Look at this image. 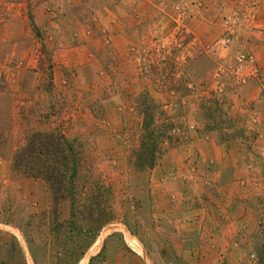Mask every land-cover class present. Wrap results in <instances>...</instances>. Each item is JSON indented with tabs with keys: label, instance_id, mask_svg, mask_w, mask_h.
Masks as SVG:
<instances>
[{
	"label": "rangeland",
	"instance_id": "374dc122",
	"mask_svg": "<svg viewBox=\"0 0 264 264\" xmlns=\"http://www.w3.org/2000/svg\"><path fill=\"white\" fill-rule=\"evenodd\" d=\"M200 1L0 0V264H46L51 221L68 217L11 170L34 133L74 147L76 201L108 192L115 220L76 264H258L264 0ZM236 52L256 79L231 74ZM152 107L172 140L138 169Z\"/></svg>",
	"mask_w": 264,
	"mask_h": 264
},
{
	"label": "trees",
	"instance_id": "16d2710c",
	"mask_svg": "<svg viewBox=\"0 0 264 264\" xmlns=\"http://www.w3.org/2000/svg\"><path fill=\"white\" fill-rule=\"evenodd\" d=\"M154 107L149 109V116L143 118L138 147L134 153V166L149 169L157 160L163 142H171V128L156 126L152 117ZM163 131L158 134L156 131ZM166 133V134H165ZM174 141V140H173ZM74 147L60 140L59 137L34 133L24 142V146L14 153L11 170L25 180L41 181L45 184L52 208H58L63 201H68V217L58 222L51 221L54 240L51 249L43 250L47 255L46 264H76L84 252L91 246L101 228L115 220L108 192L101 185L93 184L83 203L76 201L75 179L80 163ZM94 187V188H93ZM54 215V212H52ZM63 240H67V247ZM258 264H264V250L257 254ZM260 259V260H259Z\"/></svg>",
	"mask_w": 264,
	"mask_h": 264
},
{
	"label": "built area",
	"instance_id": "2783aa9c",
	"mask_svg": "<svg viewBox=\"0 0 264 264\" xmlns=\"http://www.w3.org/2000/svg\"><path fill=\"white\" fill-rule=\"evenodd\" d=\"M231 74L241 84L254 80L259 76L256 58L244 52H236L232 59Z\"/></svg>",
	"mask_w": 264,
	"mask_h": 264
},
{
	"label": "crops",
	"instance_id": "0c3cea01",
	"mask_svg": "<svg viewBox=\"0 0 264 264\" xmlns=\"http://www.w3.org/2000/svg\"><path fill=\"white\" fill-rule=\"evenodd\" d=\"M199 5H201V8H205V7H204V6H205V2H204V0H201ZM184 6H185L186 8L190 7V6L187 4V2H186V4H185ZM211 8H217V7H216V4H215V1H212ZM135 260H136V258H135ZM136 263H138V260H137ZM139 264H141V263H139Z\"/></svg>",
	"mask_w": 264,
	"mask_h": 264
},
{
	"label": "bare ground",
	"instance_id": "6f19581e",
	"mask_svg": "<svg viewBox=\"0 0 264 264\" xmlns=\"http://www.w3.org/2000/svg\"><path fill=\"white\" fill-rule=\"evenodd\" d=\"M84 264V263H83Z\"/></svg>",
	"mask_w": 264,
	"mask_h": 264
}]
</instances>
